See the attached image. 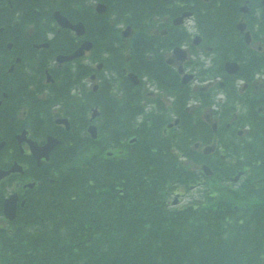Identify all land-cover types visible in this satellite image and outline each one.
<instances>
[{"label":"flooded vegetation","instance_id":"flooded-vegetation-1","mask_svg":"<svg viewBox=\"0 0 264 264\" xmlns=\"http://www.w3.org/2000/svg\"><path fill=\"white\" fill-rule=\"evenodd\" d=\"M99 4L105 6L103 12ZM213 6L211 0H0V133L6 144L2 153L17 148L22 156L14 158L10 150L8 157L0 158L4 171L15 162L22 165L21 173L2 181L10 184L9 194L18 193L26 203L30 150L23 143L22 152L18 136L28 130L34 138L30 129L45 122L41 117L30 119L21 109L23 95L38 82L44 86L47 67L62 68L59 55L75 51L76 81L87 80L91 94L102 92L105 102L130 103L129 110L119 105L112 118L107 105L108 131L116 126L115 119L141 128L175 116L172 122L185 127L198 107L188 101L190 92L201 91L215 96L203 118L212 126L216 123L217 130L225 128L222 134L228 143L241 150L245 135L264 118V0H254L251 11L245 10L242 31V18L235 20L232 12L225 20L229 25L210 24L219 18H211L216 15ZM58 16L70 23L62 26ZM204 63L200 73L194 70ZM31 67L38 68L36 78ZM185 74L194 80L184 83ZM199 78L207 82L199 86ZM35 94L45 102V91ZM231 127L235 131L228 130ZM222 155L226 157L224 148L210 160L222 162Z\"/></svg>","mask_w":264,"mask_h":264},{"label":"trees","instance_id":"trees-1","mask_svg":"<svg viewBox=\"0 0 264 264\" xmlns=\"http://www.w3.org/2000/svg\"><path fill=\"white\" fill-rule=\"evenodd\" d=\"M242 2L214 0L217 16L211 18H219L210 24L229 25L226 18L232 12L236 20ZM94 98L105 103L103 114L111 107L110 118L118 104L130 109L129 102ZM89 107L72 113L74 128L62 131L63 144L49 166L56 181L32 193L19 220L0 225V264H264V118L237 157L215 163L221 180L250 168L237 187L214 179L202 199L174 207V191L198 178L173 152V143L157 142L153 129L140 132L133 144L105 134L92 140L75 126L85 129ZM32 130L39 138L54 127ZM187 135L181 153L197 163L191 145L198 135L189 127ZM210 138L207 131L202 141ZM111 146L115 155L109 157Z\"/></svg>","mask_w":264,"mask_h":264},{"label":"water","instance_id":"water-1","mask_svg":"<svg viewBox=\"0 0 264 264\" xmlns=\"http://www.w3.org/2000/svg\"><path fill=\"white\" fill-rule=\"evenodd\" d=\"M56 144V142L53 141L52 138H49L48 140V144L44 147L39 148L38 150L44 155H47V153L51 150V148H53V146ZM36 145V144H35ZM41 155V154H39ZM204 170L206 171L207 174H211L210 169L208 167H204ZM239 176L236 177V180H238ZM16 199L15 197H11L8 200L5 201V205H4V215L6 216V218L8 219H14L16 216Z\"/></svg>","mask_w":264,"mask_h":264},{"label":"rangeland","instance_id":"rangeland-1","mask_svg":"<svg viewBox=\"0 0 264 264\" xmlns=\"http://www.w3.org/2000/svg\"><path fill=\"white\" fill-rule=\"evenodd\" d=\"M207 185H208V182L204 183L202 188L205 190ZM227 185L233 187L230 183H228ZM197 190H201V188L199 189V187H198V189L194 188V189H189L188 191H186L184 196L182 197V201H181V203L179 205L183 206L184 204H187L188 202L192 201L193 200L192 199V194L194 195V193H196ZM201 196H202V193H201Z\"/></svg>","mask_w":264,"mask_h":264}]
</instances>
